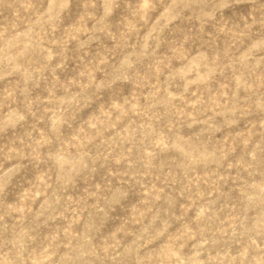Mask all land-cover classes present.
<instances>
[{
    "label": "rangeland",
    "instance_id": "1",
    "mask_svg": "<svg viewBox=\"0 0 264 264\" xmlns=\"http://www.w3.org/2000/svg\"><path fill=\"white\" fill-rule=\"evenodd\" d=\"M0 264H264V0H0Z\"/></svg>",
    "mask_w": 264,
    "mask_h": 264
}]
</instances>
